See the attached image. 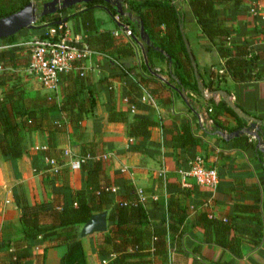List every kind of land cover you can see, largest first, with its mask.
<instances>
[{
    "label": "crops",
    "instance_id": "obj_1",
    "mask_svg": "<svg viewBox=\"0 0 264 264\" xmlns=\"http://www.w3.org/2000/svg\"><path fill=\"white\" fill-rule=\"evenodd\" d=\"M102 2L104 4L95 5L93 10L96 21V29L93 33L97 36L100 32L111 31L114 34L115 45L107 49V53L95 52L85 60L90 67L83 76L84 93L86 92V96L83 93L86 98L84 108L87 110L82 113L81 127L77 133H73L70 126L64 132L57 133L58 148L71 150L79 155L82 142L96 141L97 154L105 156V175L110 180L123 176L136 188H142L148 198L156 195L163 203L159 211L155 208L150 210L153 222L162 214L171 195L164 186L160 188L161 179L164 184L177 182L179 187L186 191L183 200L187 207V217L184 221L186 231L181 238L180 246L176 244V237L171 240L168 264H264V152L256 151L259 147L255 139L248 138L245 142L241 140L242 136L247 134L228 137L230 133L246 127L249 119H255L257 116L264 118V21L250 12L252 5L262 4L264 0H243L238 7H235L232 1L215 3L219 20L231 31L227 46L234 47L239 43H247L252 47L247 57L251 54L257 56L256 63L260 77L249 82H236L232 79L223 69L225 58L214 47L205 49L211 46L210 42L190 11L188 0H175L178 8L184 11L181 28L189 56L192 55L196 64V71L193 67V74L199 90L193 88L195 85L191 81L185 85L178 83L173 78L171 56L169 55V59L160 50L145 45L138 36V28L134 30L130 24L134 20L126 15H118L113 6L110 5L114 12L107 7L109 4ZM83 4L66 8L72 16L63 19V26L69 37L80 40V43H85L82 36L83 29L80 17L73 15L78 9L83 8ZM126 7L127 3L124 0L123 8L128 11ZM106 9H109L111 14ZM128 12L135 18L132 12ZM124 26L133 30L134 38L129 39L123 34ZM163 27L162 25L161 28ZM121 43L129 44L133 53L122 55L117 46ZM154 46L161 49L155 44ZM113 61L118 62L121 68L130 69L132 72L130 75L139 74L161 79L158 82L160 84L152 85L151 91L144 85L141 90V96L144 90L148 91L153 103L148 100L143 101L140 96L139 101L143 107H135L134 111H131L126 97L127 83L119 75L114 74L120 70L112 65ZM27 67L21 65L15 70L24 95L32 97L49 92L34 75L29 73ZM128 69L125 71L129 74ZM67 74H61L58 83V89L63 95L69 91L70 82L66 80ZM211 82H213L212 87H218L215 91H221L223 95L215 91L211 92L216 94L207 95ZM109 87L111 92L108 90ZM1 94L2 88H0ZM228 96L245 114V118L238 116L235 112L233 114L227 111L220 104L223 101L229 106L224 100ZM112 106L115 110L126 114L127 122L109 120L108 113ZM137 114L151 117L156 125L151 128L149 141L143 146L144 152L125 151L131 142H135V139L127 133V124ZM53 115L62 116L59 112H54ZM212 115L216 117V124L211 119ZM180 118L191 121L193 131L201 140L194 154L201 156L205 165L217 169L219 182L214 190L197 184L191 188L182 187L180 184L176 170L178 167L186 166L190 159L188 151L175 148L171 144L172 136L181 133ZM26 140L24 153L19 158L5 159L0 152L1 242L21 237L19 220L21 209L15 201L16 193L22 191L30 203L61 204L69 199L70 189L76 190L83 187V173L80 169L71 170L67 165L68 157L64 154H62L64 159L62 171L55 179H52L54 175L50 171L47 176H43L42 172H34L30 156L44 145L45 138L39 131L34 130L27 134ZM162 168L166 169L165 179L158 175ZM104 179L105 177L102 176V183ZM53 187L64 188V190L55 191ZM255 199H259L262 220L260 227L263 230V236L260 242H254L250 234H235L237 230L234 226L230 235L235 234L241 240V255L238 257L220 246L205 243L203 229L192 224L194 215L205 210L212 217L227 216L231 224L239 225L241 228L253 227L256 225L255 221L239 218V215H251L250 210H235V204L252 205ZM82 225L80 224L77 229L86 263L101 264L97 247L108 231V222L106 231L83 237L79 234ZM248 230L249 228L242 229V233H249ZM32 250L36 256L31 264H59L66 246L45 248L44 245L36 244ZM154 264H162L161 259L156 257Z\"/></svg>",
    "mask_w": 264,
    "mask_h": 264
},
{
    "label": "trees",
    "instance_id": "obj_2",
    "mask_svg": "<svg viewBox=\"0 0 264 264\" xmlns=\"http://www.w3.org/2000/svg\"><path fill=\"white\" fill-rule=\"evenodd\" d=\"M30 1L0 0V17L19 10ZM223 1H232L235 7H238L243 0H188V4L202 32L210 42L211 46L205 49L214 47L225 58L223 69L234 81L255 80L260 77L256 63L257 56L251 54L247 57L252 47L247 43H239L234 47L227 46L231 31L219 20L215 9V3ZM126 3V10L132 12L137 20L130 22L133 29L137 30L138 22H141L153 43L171 56L173 78L181 85L189 84L191 81L195 85L193 88L199 90L181 28L184 11L178 8L175 0H126ZM97 4L104 3L100 0L84 3L83 8L78 9L73 16L80 17L83 41L94 52L107 53L106 50L115 45V38L109 30L100 32L97 36L93 33L96 29L93 10ZM107 7L114 12L110 5ZM71 16L68 9H62L40 17L31 28H24L14 35L0 38V88H2L0 152L5 159L21 157L26 147L27 134L34 130L39 131L45 138L44 145L38 148L30 158L34 172H42L43 176L48 175L50 168L47 159H55L59 165L64 163L63 149L58 148L56 141L57 133L64 132L68 126L72 128L73 133H77L81 127L82 113L87 110L84 108V102L86 103L84 77L77 70L72 69L73 71L67 72L66 75V80L70 82L66 95L58 89L56 92H46L30 97L24 95L15 70L21 65H29L30 47L26 44L30 40V38L27 39L28 32L41 29L45 32H42L39 37H45L49 28L57 30L59 25H63V19L71 18ZM59 20L60 24L57 23ZM21 37L25 39L20 41ZM117 46L122 55L133 53L131 46L127 43ZM161 56L164 58L163 55ZM112 65L120 70L114 74L119 75L127 83L126 97L130 106L143 107L139 101L143 85L151 91L152 85L160 84L158 82L161 79L139 74L130 75L132 74L130 69L121 68L115 61ZM124 68L128 69L129 74ZM217 82L218 80L215 84ZM211 84L213 82L210 83V91L218 89ZM108 90L111 92L110 87ZM220 104L227 111L235 114L223 101ZM54 112H59L62 116L55 117ZM108 114L110 121L127 122L126 114L115 110L113 106ZM211 119L215 124L217 123L214 115ZM255 121L258 125L257 142L264 141V118L257 116ZM155 125L156 122L147 115H134L133 120L127 124V133L135 139V142H131L125 151L144 152L143 146L149 141L151 128ZM180 130V134L172 136L171 144L175 148L188 151V158L191 159L196 156L194 151L201 140L193 131L190 120L180 118ZM241 140L247 141L248 136H242ZM96 146V141H84L80 144L79 155H90L92 158L85 160L80 167L84 178L83 187L76 190L70 189L69 199H66L64 203H30L22 191L15 194V201L21 209L19 217L21 237L0 241V264H31L36 256L32 250L36 244L44 245L45 248L65 245L66 251L61 256L59 264H87L77 227L84 224L93 213L104 210L108 211V231L97 247L101 259H106L107 264H154L155 258L159 257L162 264H168L171 240L176 237V244L180 246L181 238L186 231L184 221L187 217V207L183 201L186 191L181 189L177 182L164 184L161 179L160 188L164 186L171 195L162 214L153 222L150 210L155 208L159 211L163 203L159 198L151 197H147L144 202L139 201L136 187L123 176L110 180L105 175L104 158H97L99 155ZM257 150L261 151L259 148H256ZM61 171L60 168L57 173H53L52 179H55ZM102 176L105 177L103 183ZM112 187H116V190L113 191ZM65 188L69 187L65 186ZM53 189L64 190V188L56 189V187ZM173 192L175 193L172 194ZM254 202L252 205L235 204V210H250L251 215H239V218L255 221L256 225L253 227L241 228L239 225L231 224L227 216L212 217L205 210L194 215L192 224L203 229L205 243L220 246L238 257L241 255V240L235 234H250L251 240L257 243L263 236V230L260 227L262 220L259 199H255ZM234 226L237 233L230 235ZM247 228L251 231L242 233V229Z\"/></svg>",
    "mask_w": 264,
    "mask_h": 264
},
{
    "label": "built area",
    "instance_id": "obj_3",
    "mask_svg": "<svg viewBox=\"0 0 264 264\" xmlns=\"http://www.w3.org/2000/svg\"><path fill=\"white\" fill-rule=\"evenodd\" d=\"M250 12L258 15L264 21V3L252 5ZM122 32L129 39L135 36L133 30L128 26L122 27ZM26 44L30 47V61L27 69L49 92H56L60 75L72 69L77 70L81 76H85L90 68L85 60L95 53L87 44L80 43V40L71 39L62 24L58 26L57 30L51 28L47 36L32 38ZM213 94V92L207 91V95ZM141 99L153 103L151 95L146 90H144ZM134 108L131 106V111H134ZM251 131L255 132V129ZM248 138L250 140L256 139L253 134H248ZM260 147L264 149V142L260 144ZM63 154L68 157L67 165L71 170H79L85 160L92 158L90 155H78L71 150H63ZM97 158H105V156L101 155ZM46 161L50 165L48 171L51 173H57L62 166L55 159H47ZM176 173L180 178L181 186L186 188H191L197 184L214 190L219 182L217 169L205 165L203 158L199 155L189 159L186 166L178 167ZM158 175L165 179L166 169H160ZM112 190H116V187H112ZM136 193L139 201L144 202L147 199L142 188H136ZM151 198L157 199V196L153 195ZM101 264H107V260L101 259Z\"/></svg>",
    "mask_w": 264,
    "mask_h": 264
},
{
    "label": "water",
    "instance_id": "obj_4",
    "mask_svg": "<svg viewBox=\"0 0 264 264\" xmlns=\"http://www.w3.org/2000/svg\"><path fill=\"white\" fill-rule=\"evenodd\" d=\"M93 0H46L43 2L39 1H33L31 0L29 3H27L25 6L20 8L19 10L0 17V38L7 37L10 35H14L21 31L24 28H31L35 26V23L37 20L46 15L51 14L54 12H57L62 9L70 8L74 5L81 4V3H87ZM106 2L107 4L113 6L115 12L118 15H126L129 17V19H133L137 21L135 18H133L132 14L128 11H125L123 8V1L124 0H101ZM110 14L111 11L109 9H106ZM61 21H57V23H60ZM138 36L140 40L147 46L154 47L161 52H163L167 58L170 59V56L166 54L162 49H159L158 47H155L153 42L151 41L149 34L145 31L144 26L141 22H138ZM192 59V65L194 67V70L196 71V64L193 60L192 55H190ZM217 93H220V95H223L221 91H215ZM214 92V93H215ZM216 94V93H215ZM224 100L228 105L231 107V109L240 117L245 118V114L241 111L239 107H237L230 99L229 96L225 97ZM249 123L246 127H244L241 130L234 131L228 135L230 137L231 135H238V134H253L255 135V140L257 141L258 135H257V128L258 125L255 121V119H249ZM252 129H255V132L251 131ZM264 141H258L257 146L261 149V151L264 152V149L260 147V144ZM107 230V211L104 210L102 212H96L91 215V217L82 225L79 234L80 236H86L95 232L100 231H106Z\"/></svg>",
    "mask_w": 264,
    "mask_h": 264
},
{
    "label": "rangeland",
    "instance_id": "obj_5",
    "mask_svg": "<svg viewBox=\"0 0 264 264\" xmlns=\"http://www.w3.org/2000/svg\"><path fill=\"white\" fill-rule=\"evenodd\" d=\"M33 1H35V0H33ZM39 2H43V1H46V0H38ZM43 31L42 30H39V29H36V30H34V31H32V32H28V34H29V37L27 38V39H32V38H37V37H39L40 35H41V33H42ZM25 39V37L23 38V37H21L19 40L20 41H23Z\"/></svg>",
    "mask_w": 264,
    "mask_h": 264
}]
</instances>
